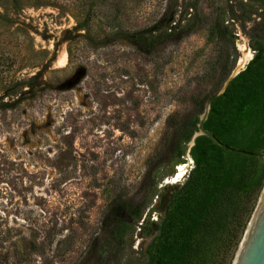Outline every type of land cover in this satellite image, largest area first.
I'll list each match as a JSON object with an SVG mask.
<instances>
[{
  "label": "rangeland",
  "instance_id": "374dc122",
  "mask_svg": "<svg viewBox=\"0 0 264 264\" xmlns=\"http://www.w3.org/2000/svg\"><path fill=\"white\" fill-rule=\"evenodd\" d=\"M259 10L251 0H0V264L141 260L151 221L191 166L168 145L165 118L211 88L208 26L218 14L238 57ZM162 13L168 26L198 25L143 56L121 31ZM179 163L184 173L166 181ZM116 196L140 213L115 252L86 260Z\"/></svg>",
  "mask_w": 264,
  "mask_h": 264
},
{
  "label": "trees",
  "instance_id": "16d2710c",
  "mask_svg": "<svg viewBox=\"0 0 264 264\" xmlns=\"http://www.w3.org/2000/svg\"><path fill=\"white\" fill-rule=\"evenodd\" d=\"M251 1L260 9L259 27L248 34L253 53L245 67L218 93L237 52L234 36L216 14L208 36L217 45V54L203 75L211 88L190 94L187 110L165 118L168 145L180 147V155L193 132L201 134L188 150L191 167L173 185L161 215L151 221L153 235L142 259L133 264H230L264 180V0ZM166 19L162 13L148 26L121 31L122 37L147 57L177 30L183 31L180 37L198 25L196 21L190 27L168 26ZM6 25L0 15V26ZM140 210L141 205L130 199H110L101 213L100 234L91 238L85 259L96 255L101 260L115 252Z\"/></svg>",
  "mask_w": 264,
  "mask_h": 264
},
{
  "label": "water",
  "instance_id": "95a60500",
  "mask_svg": "<svg viewBox=\"0 0 264 264\" xmlns=\"http://www.w3.org/2000/svg\"><path fill=\"white\" fill-rule=\"evenodd\" d=\"M251 53L252 50L250 49ZM252 57V56H251ZM250 57V58H251ZM249 58V59H250ZM237 59L234 61L232 68L230 69L227 77L225 78L223 85L220 89V92L223 91L227 82L233 78L239 71H241L243 67L233 72V69L236 66ZM208 106L205 107L203 115L207 112ZM201 134V131L194 132L187 143L186 148V157L187 160L192 164V161L188 155L189 147L193 144V139L195 136ZM262 158H264V153L261 154ZM191 167V166H190ZM189 167V168H190ZM264 190V180L260 192L257 196L256 202L252 209V212L249 216V219L243 229L242 235L238 241L230 264H264V195H262Z\"/></svg>",
  "mask_w": 264,
  "mask_h": 264
},
{
  "label": "bare ground",
  "instance_id": "6f19581e",
  "mask_svg": "<svg viewBox=\"0 0 264 264\" xmlns=\"http://www.w3.org/2000/svg\"><path fill=\"white\" fill-rule=\"evenodd\" d=\"M237 48H238V50L240 52V55L238 56L237 63H236L235 68L233 69V72H235L236 70H238L241 67H243L244 64L247 62V60L252 56V53H251L250 49L245 45V43H238L237 44ZM185 165L186 164H183V163L177 164L176 170H175V175H174L175 178L174 179L171 178L172 180H166V181L173 182V181L176 180V178L181 176L184 173L183 168L185 167ZM263 195H264V190H263V193H262L261 196H263Z\"/></svg>",
  "mask_w": 264,
  "mask_h": 264
}]
</instances>
